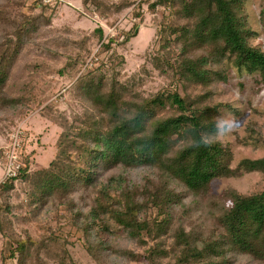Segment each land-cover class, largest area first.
Masks as SVG:
<instances>
[{"label":"trees","instance_id":"obj_1","mask_svg":"<svg viewBox=\"0 0 264 264\" xmlns=\"http://www.w3.org/2000/svg\"><path fill=\"white\" fill-rule=\"evenodd\" d=\"M147 1L152 10L165 9L159 30L162 42L153 65L170 77V83L132 100L131 91L115 74L108 79L96 71L101 67L76 79L74 94L85 107L72 121L63 118L53 159L29 173L24 158L17 175L0 182V235L13 244L5 256L0 253L2 263L11 258L16 264H32L31 259L37 264L45 259L74 264L67 239L51 227L41 226L37 238L26 230L23 237L15 233V206L7 196L16 180L23 183L27 196L26 219H38L48 205L63 206L67 223L81 233L87 252L98 264H103V254L126 261L143 258L147 264H162L165 258L171 264H236L238 256L264 263V187L251 193L234 188L211 193L213 179L248 172L264 175V157L243 158L232 165V149L217 137V118L227 103L213 102L212 92L205 88L209 82L226 80L225 61H232L240 71L261 72L264 78V52L251 43L255 31L248 23L247 0ZM82 2L97 12L105 7L104 0ZM132 2L110 5L120 11ZM4 7L0 5V118L2 112L23 107L31 99L27 88L18 95L7 88L14 65L40 28L50 24L53 11L42 0L28 6L38 9L36 14L12 17ZM260 22L264 31V10ZM137 26L134 23L124 33V42ZM93 33L103 37L101 27ZM79 44L84 45V40ZM111 61L116 69L123 58ZM117 167L154 173L148 171L142 183L122 180L110 187L101 178ZM93 186L95 195L90 199ZM76 197L88 200L80 205ZM102 213L129 240L144 246L142 253L108 244L105 235L114 233L97 223Z\"/></svg>","mask_w":264,"mask_h":264},{"label":"rangeland","instance_id":"obj_2","mask_svg":"<svg viewBox=\"0 0 264 264\" xmlns=\"http://www.w3.org/2000/svg\"><path fill=\"white\" fill-rule=\"evenodd\" d=\"M32 1L0 0V5H5L4 8L12 17H18L20 13H39L38 9L28 8ZM104 1L105 7L97 12L91 4L86 5L82 0H42L53 10L51 22L43 25L35 40L24 49L19 62L13 67L7 88L12 95H18L27 88L26 93L30 94L31 99L23 107L1 113L0 182L4 179L5 169L10 161L21 167L23 159L27 158L28 171L32 173L46 167L53 159L56 140L63 129V118L72 121L85 107V102L73 90L80 75L101 67L96 71H100L108 79L115 74L118 81L131 91L129 98L132 100L152 95L170 83V77L159 72L153 65L156 50L162 42L159 30L165 9L156 7L152 10L147 0H131L133 2L128 7L116 11L110 3L120 0ZM141 1L144 2L139 6ZM263 10L264 0H247L248 23L255 31L251 43L264 52V31L260 22ZM134 23L138 24L136 33L124 42V33L130 31ZM98 27L103 30L101 39L93 33ZM109 38L112 40L110 43ZM82 39L84 45L80 46L79 41ZM102 43L109 44L110 47H103ZM111 55H114L113 59L110 58ZM119 56L123 61L117 64L116 69H112L111 60L117 61ZM70 62L72 65L69 67L67 63ZM224 71L226 80L209 82L205 88L212 92L213 102L227 103V107L222 109L217 118L220 127L217 137L232 149V165L235 166L243 158L264 157V78L263 73L258 71H240L232 61L224 62ZM233 108L239 111H233ZM148 171L154 173L153 170L117 167L104 173L101 179L110 187L115 186L116 181L122 180L137 184L143 182ZM14 184L7 201L15 206L13 229L17 235L23 237L26 230L32 237L37 238L42 233L39 228L49 226L55 234L67 239L66 247L74 264H98L87 252L81 233L67 223L63 206L55 208L53 204L48 205L40 211L38 219H26L28 207L24 185L19 180ZM95 187L90 190L93 192L90 199L95 195L92 190ZM263 187L264 175L248 172L239 177L213 179L211 193L220 195L227 188L251 193ZM76 198V203L80 205L88 200ZM1 201L0 198V203ZM97 223L108 226L114 233L112 236L105 235L107 243L112 247L128 248L142 253L144 246H137L129 240L108 214H100ZM11 247L13 244L8 237L0 235V253L5 256ZM29 262L37 264L33 259ZM102 263L147 264L143 258L126 261L114 254H103ZM240 263L264 264L249 262L245 257L238 256L236 264ZM0 264L16 262L7 258L3 263L0 259ZM42 264L54 263L45 259ZM162 264H171V259H163Z\"/></svg>","mask_w":264,"mask_h":264},{"label":"built area","instance_id":"obj_3","mask_svg":"<svg viewBox=\"0 0 264 264\" xmlns=\"http://www.w3.org/2000/svg\"><path fill=\"white\" fill-rule=\"evenodd\" d=\"M18 168H19V165L18 164H15L12 161H10L8 163V166L5 169L4 178L16 176V173L18 171Z\"/></svg>","mask_w":264,"mask_h":264}]
</instances>
